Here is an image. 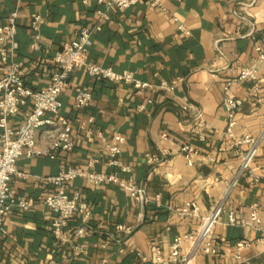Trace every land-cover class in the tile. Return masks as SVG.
Masks as SVG:
<instances>
[{
    "label": "crops",
    "instance_id": "crops-1",
    "mask_svg": "<svg viewBox=\"0 0 264 264\" xmlns=\"http://www.w3.org/2000/svg\"><path fill=\"white\" fill-rule=\"evenodd\" d=\"M147 1L123 12L109 11V19L92 38L88 60L119 73L130 72L154 86L165 81L174 91L138 90L90 79L83 70H75L60 98V116L72 124L74 149L59 152L55 159L19 161V170L30 177L15 179L13 189L32 207L28 211L11 207L5 222L8 235L0 241V264H155L156 250L167 260L174 238L196 236L204 219L219 206L223 213L212 231L219 255H205L184 241L182 256L191 257L190 264H264L260 241L264 234L249 226L227 225L230 212L238 220L248 219L253 204L264 224V61L256 51H264V0H162L165 11ZM99 9L96 0H0V26L18 12L17 49L12 52L9 45L0 44V76L15 62L26 88L48 87L54 56L81 30L99 22ZM35 16L42 24L33 48L30 26ZM2 50L8 52L5 61ZM244 67L257 71L258 82H233L228 95L241 101L235 134L258 140L252 164L257 182L247 173L238 176L247 146L231 148L225 134L224 87ZM78 87H87L92 94L90 107L80 111L74 108ZM29 110V106L21 109L10 125L22 124ZM78 121L86 126L81 128ZM44 131L36 136L41 149L51 142V133ZM117 134L124 138L120 160L130 173L108 164L106 142ZM187 144L197 153L192 164L184 158ZM147 156L161 162L151 165ZM90 162L96 172L132 179L145 190V201L137 202L114 185L95 187L76 180L66 191L78 193L87 204L86 226L91 230L84 239L62 243L51 233L55 214L43 204L58 187L44 179L68 166L88 170ZM237 178L238 184L232 186ZM189 203L198 205V215L186 214ZM84 225L75 216L68 230ZM118 226L131 228V233L118 232ZM239 241L251 244L240 262L234 258Z\"/></svg>",
    "mask_w": 264,
    "mask_h": 264
},
{
    "label": "built area",
    "instance_id": "built-area-1",
    "mask_svg": "<svg viewBox=\"0 0 264 264\" xmlns=\"http://www.w3.org/2000/svg\"><path fill=\"white\" fill-rule=\"evenodd\" d=\"M142 0H96L102 9L97 10L96 14L99 22L91 29H83L76 38L65 44L63 49L54 56L55 71L51 77L48 87L38 91H32L25 87L24 82L19 75V66L11 62L6 71L0 76V241H2L8 232L5 228L6 219L10 213L11 207H17L23 211H28L32 207L29 200L19 198L14 189L15 179H28L30 175L20 171L19 161L26 158L48 157L55 159L59 152H71L74 149L72 140V124L64 117L60 116L62 107L61 94L65 89L69 76L75 70H83L90 79H97L109 82L115 85L129 86L134 89H151L157 87L160 90L172 93L174 86L165 81L158 85L143 82L134 77L130 72H116L109 67L92 63L88 60V52L92 46L93 36L100 32L101 23L109 19L108 13L112 9L126 11ZM151 7H158L165 11L162 0H149L146 2ZM17 18L18 12H12L5 25L0 26V44L9 45L10 51L17 49ZM177 23V19H175ZM42 19L35 16L30 26L33 44L35 48L40 39V27ZM180 31L187 32L182 24H178ZM260 61H264V51L257 48ZM8 56L6 50H2L1 57L5 61ZM250 80L258 82V74L255 69L244 67L238 73L236 79L226 83L224 87L225 97L223 106L227 117V127L225 134L229 140L230 147L233 149L247 146L243 155L238 176L247 173L254 182L258 181L252 170V164L258 153V140L249 136H237L234 132L237 125V111L241 105L239 99L228 95L229 88L233 82H244ZM92 103V94L87 87H78L74 101L76 110H85ZM30 107L25 115V121L18 127L10 125V119L17 115L21 109ZM81 128L86 126L85 121H78ZM201 123V120H200ZM45 130V133H51V142L46 149L37 146L36 136L38 131ZM167 138V135H163ZM124 144V138L117 134L110 141L106 142L109 153L108 164L110 167L119 168L122 173H130L129 166L124 165L120 160L121 148ZM185 160L192 164L197 158V153L191 144L183 147ZM148 163L158 165L161 161L155 156H147ZM90 169L86 170L80 165L68 166L60 171L56 176L47 177L44 180L51 186L58 187V190L45 198L43 204L48 207L55 217L51 223V233L54 239L62 243H72L74 240L86 238L90 234V228L86 226L90 212L85 202L81 200L78 193L69 195L66 191L68 185H72L76 180H85L88 184L99 187L114 185L125 190L137 202L145 201V190L136 185L132 179L122 178L118 173L96 172L93 169V163L88 164ZM238 184V178L232 186ZM248 219L238 220L233 212L227 216V225L230 227L249 226L264 234V224L259 215L258 205L253 204L249 207ZM199 213V207L196 203L187 204V215L196 216ZM223 213L221 206L206 219L201 230L196 236L185 235L174 238L169 256L165 260L159 250H156L155 264H190L191 257L182 256V244L188 241L192 244L194 250L201 248L205 255L218 256L219 247L214 243L213 227L218 222ZM81 217L85 224L79 228L69 231V223L75 217ZM118 232L125 234L131 233V228L118 226ZM264 243V237L260 240ZM248 241H239L235 245L234 258L242 261V253L250 247ZM81 250L82 247H77ZM29 264V263H25Z\"/></svg>",
    "mask_w": 264,
    "mask_h": 264
}]
</instances>
